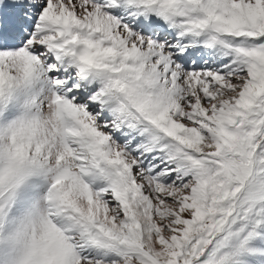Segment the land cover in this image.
Wrapping results in <instances>:
<instances>
[{
	"label": "snow or ice",
	"instance_id": "snow-or-ice-1",
	"mask_svg": "<svg viewBox=\"0 0 264 264\" xmlns=\"http://www.w3.org/2000/svg\"><path fill=\"white\" fill-rule=\"evenodd\" d=\"M0 264H264V0H0Z\"/></svg>",
	"mask_w": 264,
	"mask_h": 264
}]
</instances>
